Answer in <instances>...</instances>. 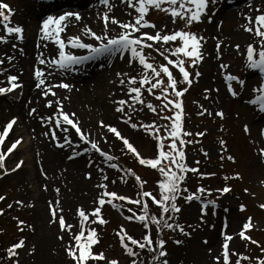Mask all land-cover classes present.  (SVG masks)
<instances>
[{
    "label": "rangeland",
    "instance_id": "rangeland-1",
    "mask_svg": "<svg viewBox=\"0 0 264 264\" xmlns=\"http://www.w3.org/2000/svg\"><path fill=\"white\" fill-rule=\"evenodd\" d=\"M25 1L32 2L31 5H33L35 9L34 12H36V5H38L37 0H0V3H7L12 10L10 26L19 25V19L21 21L23 20L22 23L30 22L29 18L24 19L21 13L17 12L21 2ZM76 1L77 0H75L74 3H76ZM85 1L89 2V0ZM90 2L86 3V6L93 8V2ZM78 4H81V2L79 1ZM104 7L106 6L104 5ZM126 7L128 8L127 5ZM126 7L120 6L117 8L118 10H113L112 16L114 15L121 21L131 20L132 16H129L128 13L131 12L135 15V9H127ZM257 7L264 11V0H219L215 7L211 9V20L209 21L208 18H204L203 22L194 24L192 27L193 31L205 37L202 47L204 59L197 65V69L200 71L201 76L194 79L189 91L182 97L184 129L193 134L185 137L186 140H191L193 143L186 144L184 150L186 152V163L189 167L199 169V173H212L214 175H200L199 173L192 172H188L186 175L189 177L187 180V186H189L186 189L187 195H189V193H196L201 195L202 199H193L191 202L183 200L178 202L181 210L178 214H175V220H169V222H178L183 225L185 231L191 232V236H185L180 233L179 230L172 231L168 229H165L161 234L162 238L167 242L166 248L169 253L168 259L170 264H216L214 258L217 255H221L222 243L226 235L233 236V239L229 242L230 250L253 258H264V253L261 252V248L264 247V209L260 207L261 204H264V156H262L259 151L261 148H264V134H262V130H264V112H260L258 106H252L247 103L249 98H254L255 96L253 86L259 85L261 81L258 70H247L245 66L247 44L259 38L244 31L242 27L246 23L247 15H252L254 17L257 14L254 11ZM64 9L78 12L75 7H64ZM4 11L8 14V10ZM60 11L61 9H57L51 13H56L53 14V16H58L57 13ZM104 13L103 11L100 13L99 17H96V20L103 29L104 23L102 17ZM46 14H41L39 17L37 16L39 20L38 18L36 19L40 21ZM147 18L155 22L158 28L166 25V30L178 29L181 25L179 20L177 24L173 25L169 14L155 9H150ZM37 20L35 23H37ZM116 26L117 25H113L109 22V28H114ZM70 27L71 24L69 22L64 32L66 35L70 32ZM90 28L96 33L103 31L101 28L99 30L95 27ZM82 31H84V28ZM145 31L151 32L152 30L145 29ZM0 34L7 35L4 32L3 24H0ZM24 34L25 29L23 35ZM39 34L40 31H38V35ZM113 35L114 34H111V36ZM42 36L43 35H41V37ZM84 36L90 38L89 42H91L92 39L89 35L85 34ZM21 42L22 41L15 39L14 35L8 36L7 43L0 42V50L4 49L6 52L10 49L12 53L13 51H17L18 53L22 44ZM98 43L100 42L97 41L96 44ZM218 44L220 45L219 49H217ZM237 44L240 45L239 50L235 47ZM34 45L35 43L33 44V57L37 61V67L45 70L46 67L39 64V58L43 51H41V48H36ZM145 51H150L151 56L155 57L157 63H166L155 49H146ZM43 55L48 58L46 53H43ZM129 58L130 53H124L123 56L119 53L104 54L92 61L91 64L89 62L87 66L90 70H98L101 72H104V66L108 67V70L111 68L109 74L108 71L104 72L106 73V79L110 78L108 84L111 86L119 83V80L122 78L117 76L118 72H127L129 75L139 77V74L142 72V66H140L137 61H133L130 65ZM48 59L51 58L49 57ZM221 64L228 65L229 67L227 69H222L220 67ZM99 65L100 67H98ZM45 66H47V64H45ZM13 68L14 66L10 65L9 61L0 64V86H8L6 82L8 75H17L11 70ZM35 69L36 66H32L29 69L32 76L34 75ZM189 70L194 71L191 68ZM227 73L237 75L246 81V87L238 89L242 93L241 96L234 98L229 93L227 82L224 79ZM20 79L19 77L18 82L21 85L23 84L22 88H24L25 82L20 81ZM125 87L127 86L125 85ZM234 87H237L235 82ZM30 88L34 91L36 86L31 85ZM146 88L147 86L142 89L145 105L137 104L135 106V111L129 109H126V111L131 115L132 121L138 125L150 124L154 120L157 121L158 124L166 123V121L160 119V116L167 115V112L160 113V116H158L146 107L148 102L157 106L160 103L156 100L154 95L147 93ZM206 89H209L210 92L206 93ZM53 91L57 93V90ZM154 91L159 95L158 90ZM7 94L11 96L14 93ZM49 95L51 99L54 97L51 94ZM4 98L3 95H0V132H2L3 128L13 117H17L14 116V113L9 111V108L13 107L14 104ZM127 98L126 96L107 98L108 104L110 105L108 106L113 116L109 122L104 120L98 112L94 114L90 113L91 107H88V110L84 108L86 114L82 120H80L82 131L90 133L92 139L100 142V146L103 150L108 151L110 155L115 157L111 163H118L117 161H119V159L117 158L131 160V154L124 146L122 140L117 138L115 134L110 133L107 128L100 125L101 120L105 124L116 126L118 130L121 131L122 135L127 137L129 141L137 147L143 157L152 158L158 152L156 141L151 133L145 132L142 127L133 129L129 123H125L120 119L121 113L115 111L116 105L113 101ZM46 102L43 101L42 106L38 110V114L33 113L31 115H34L37 126L41 129V133H38L39 139L44 140V138H46L47 141L51 142V146L54 145L53 147L60 148L57 146L56 141L50 138V135L46 136L44 133L55 131L57 137L63 138L69 134L74 136L73 131L75 130L69 126L67 128L71 131L65 133L62 132L60 128H56L54 123L50 124L47 119L41 120V117L47 118L52 116L53 121L56 118L53 115L57 112L56 105L54 104L52 107H46ZM201 106L207 108L213 115L210 116L207 113L203 116L199 115V113L203 111ZM221 110L224 112L223 118L215 115L216 112ZM26 112L27 110L25 113ZM27 113L31 116L29 114L30 111ZM245 124L249 127L248 132L244 130ZM18 126L19 129L27 130V126L23 128L20 125H16L17 128L12 129H18ZM66 126L68 125H63V127ZM12 129H10L9 132ZM27 131H29L28 137L25 139L24 136H21L23 138L21 144L18 145L12 153L6 156L5 169L15 168L16 164L24 158L23 156H25V154L22 150V152L20 151L13 156L19 146L23 145L25 141L31 140L34 142V135L36 134L33 128H29ZM199 132H204L205 134L203 136L196 135V133ZM158 134L165 135L163 132ZM17 138H20V136H18L16 132L12 136H10L9 133L8 137L5 138L4 144L0 145V150L6 151ZM221 140L225 141L224 145L220 143ZM83 146L84 145H81V149ZM205 153H207V155H205ZM229 155L233 156L235 159H227ZM81 156H84V164L76 174H72V176L77 177V181H81V184L75 186V182L71 180L58 184L60 186V193L56 198L60 200V203L65 199L71 201L72 212L68 217L65 216L64 212L63 215L68 223L74 225V232L79 224L77 209L83 207L90 212L97 206L96 198L101 191V189L97 187L98 184L108 183V190H118L119 194H127L130 197V200L124 201L127 203H131V200L138 199L137 193L141 192L140 186L134 183L136 181L134 176H132L134 182L129 181L124 177V173H121L123 172L122 170H118L117 168L112 169L107 163H102L103 158L99 157V154L94 153L90 146L87 153L81 150ZM221 157L224 158L221 159ZM75 160L76 158L72 159V161ZM93 161L95 165L104 168V175H107L108 181L103 180V176L99 173L96 166H89ZM197 161L199 163H197ZM254 162H256L258 169L253 166ZM34 164H36V170L42 180V178L46 177V171L40 167L41 160H35ZM122 165L125 173L131 175L127 173L126 170L135 167V163L127 161L126 164L124 163ZM25 167L26 165L23 162L19 169L14 172L8 171L7 174H4V169H0V195L5 196V199L0 201V208L4 209V213L0 215V264H13V260L9 259L6 255V249L13 243L18 242L21 237L26 238V247L20 250V264H73L72 259L67 255L65 250L67 242L70 240L69 233L67 231L63 233L64 240L58 239L60 235L59 225L58 223H53L52 226H54L57 232L53 235L51 242L47 241L44 235L37 230L36 224L32 220V213L36 208V204L34 203L35 200L33 198L30 199V197L28 198V196L27 198H22V196L27 193V188H31V184H29L28 180H22V177L19 176L20 172H23ZM26 168L29 170V165ZM132 171L140 176L141 180L147 181L149 187L144 185V189L148 188V190L153 191L154 194L158 193L159 189L156 183L158 180L157 174L145 172L144 168H135ZM88 172L92 173L91 179H88L86 176ZM237 173H239V178L236 176ZM121 177H123V180ZM112 181H115V183L113 184ZM193 182H195L194 186L190 188V184ZM225 186L231 189L228 193L216 191ZM200 187L209 189L210 192L206 191L200 194L197 192V189ZM182 188H186L184 183ZM32 189L43 192L45 190V185H42L41 181L37 186L33 185ZM245 189H247V192ZM72 196L75 198L73 199L74 201L71 200ZM54 198V194L44 197L43 205L47 208L48 212H50L49 201L56 200ZM157 198L159 197L157 196ZM147 200L149 201L152 214H157L159 208L153 206L154 204L151 202V198H147ZM208 200H215L216 203L214 205H209L205 209L204 204ZM16 201H22L23 203L17 204ZM9 204H12V208H8ZM241 205L245 206L243 210H241ZM139 206L134 204L132 207L137 209ZM111 209L113 210L111 211ZM202 209L206 213L203 223L201 222ZM129 215L130 213L127 210L120 207L113 208L106 204L102 208V216L108 223L100 225L97 221L96 225H92V227H96L99 233V242L93 247L94 252L97 253L102 251L108 258L117 259L119 264H131L132 259H130L127 254L123 253L124 251L118 244L115 245V241H117V243H120V241L116 240L117 238L114 239L113 232H119L120 227L124 226L125 230L128 231L133 238L140 239L147 230L143 229L141 223L135 219L129 221L127 219ZM248 217L252 218L254 227L246 230L245 235H250L252 239L258 241L259 246L238 237L240 236L238 233L242 231L244 223L248 222ZM16 218L33 225L35 231L28 228H25L23 232L19 231ZM234 235L239 239H235ZM215 239L217 240L216 242H214ZM175 240H181L183 243L177 245L174 243ZM204 241H207V243H204ZM33 244L36 246V251L34 254H29ZM210 249L211 253L209 252ZM236 258V256L231 257L233 264ZM136 259H138L139 264H153L152 254L148 249L141 250L139 257H136ZM88 264H104V262L89 261ZM242 264H248V261L244 260ZM253 264H255V261Z\"/></svg>",
    "mask_w": 264,
    "mask_h": 264
},
{
    "label": "snow or ice",
    "instance_id": "snow-or-ice-1",
    "mask_svg": "<svg viewBox=\"0 0 264 264\" xmlns=\"http://www.w3.org/2000/svg\"><path fill=\"white\" fill-rule=\"evenodd\" d=\"M128 8L135 9V15L131 12L128 13L132 16L129 21H121L114 15L110 16L109 13L112 10L111 0H100L102 5L108 6V11L103 14L104 29L102 34H97L90 27H85L84 33L92 37L95 41H99L98 46H94L93 43H86L82 40L80 35H71L66 38L61 36L68 27V22L71 18H75L77 21L81 19V16L77 12L66 11L61 15L52 16L49 15L43 20V26L41 32L45 39L50 40L58 49V58L48 59L44 57L43 53L39 58L40 65L58 66L59 69L68 70L73 65H78L86 60H91L94 56H100L104 54H116L119 53L123 56L124 53H130L129 64L133 61H137L142 66V72L138 76L129 75L127 72H118L117 76L122 77L119 80L120 85L127 86V99H119L113 101L116 105L115 111L121 113L120 119L125 123H129L133 129L142 127L145 132L151 133L156 141L158 152L152 158H145L137 147L129 141L127 137L122 135L121 131L116 126L111 124H105L102 120L100 125L108 129L110 133L115 134L117 138L123 141L126 149L134 154L139 164L149 166L152 169L157 170L159 178L156 181L158 184V193L154 194L153 191L144 190L138 192V199L131 200L132 204L141 206V214L129 215L127 219L132 221L135 219L140 222L143 229L147 232L142 235V238L136 239L125 230L124 226L120 227L117 235L119 236L121 246L123 250L130 257H139V252L135 251L136 248L140 250L148 249L152 254L153 264H170L168 259L169 253L166 248V240L162 238V233L165 229L176 231L179 230L185 236H191V232L185 231V227L178 222L172 223L169 220H175V214L180 212V207L177 203L178 197L182 191L186 189L182 188L183 183L186 181V175L188 172L199 173V169L195 167H189L186 163V152L184 146L186 144L193 143L191 140H186L185 137L193 135L184 129V109L183 99L185 93H187L193 84L194 79L201 76L200 71L197 69V65L203 61L204 54L202 51L203 41L205 37L196 31L192 30L194 24L203 22L204 18L211 20V9L219 2V0H121ZM150 9L159 10L166 14H169L173 25L177 24V21L181 22L178 29L166 30L167 26L157 27L156 23L148 19ZM4 10H8V14ZM257 14L246 16V23L242 26L244 31L258 37V40H254L248 43L246 46V69L258 70L260 77L259 85L253 86L254 98H249L247 103L252 106H258L260 112H264V11L259 7L254 10ZM12 10L7 3H0V24H3L4 32L7 35L0 34V42L7 43L8 36L14 35L16 39H24V28L21 25L10 26ZM109 22L113 25H117L121 31L116 35L109 36ZM145 29H151L152 31H145ZM46 46V45H45ZM71 49H87L88 55H75L67 48ZM220 45H217L219 49ZM237 50L240 49V45H235ZM155 49L159 53L166 63L155 61V57L151 56L150 51L145 50ZM174 57V58H170ZM13 57L9 56L8 60L11 61ZM151 61V62H150ZM4 61L0 60V64ZM222 69H227L229 66L221 64ZM194 71H190L189 69ZM178 70V71H177ZM51 75V72L48 73ZM34 76L38 83L37 88L45 86L47 90L42 91V95L47 97L50 93L52 96H56L54 88L60 87L71 91L72 85L61 81L56 85H46L45 70L42 68H36ZM227 82V89L232 97L236 98L242 95L238 90L246 87V81L237 75L227 73L224 77ZM19 77L17 75H8V86H0V94L12 93L14 90L22 87L18 82ZM234 82L237 87H234ZM138 85V86H137ZM147 86L146 91L148 94L154 95L156 100L159 101V105H154L151 102L146 104V107L153 113L160 116V113L167 112V115L160 116V119L166 121L164 124H158L157 121H153L150 124H140L132 121L131 115H129L126 109L135 111V106L145 105V99L143 98L142 89ZM159 91V95L156 91ZM205 92H210L206 89ZM207 98V97H206ZM67 99V97H66ZM55 103L57 112L53 115L56 117L53 121L52 116L47 118L41 117V120L47 119L51 124L54 123L56 128H60L63 132H69L67 127L63 125H69L75 130L77 139L74 141L71 135L64 136L63 138L57 137L55 131L45 132L44 135L49 136L55 140L57 146L60 148H69L70 155L68 159L72 160L81 155V145H84L82 151L87 153L89 146L94 153L99 154V157L103 158L102 163H107L110 168H118L117 163H111L115 157L109 154L101 148L100 142L91 138L90 133L82 131L81 122L76 117L75 112L64 111V105L62 100L57 99L47 100L46 107H52ZM203 108V106H201ZM37 109L32 108L30 115L36 113ZM209 112L207 108H203V111L199 115L203 116ZM216 116L224 117V112L221 110L215 113ZM62 118V119H61ZM18 118L13 117L6 126L0 132V145L4 144L5 138L9 135V130L17 123ZM245 132L249 131L247 124L244 125ZM163 132L165 135L158 133ZM204 132L196 133L198 136H203ZM264 134V130H262ZM22 137L17 138L6 151L0 150V169H4L7 174L8 171H16L19 169L23 161H19L15 168L5 169V158L9 153H12L14 149L22 142ZM62 139V142H61ZM222 145L225 141L221 140ZM260 154L264 156V148H261ZM207 155V153H205ZM224 157H221L223 159ZM229 160L235 158L231 155L227 157ZM197 163H199L197 161ZM91 166H96L99 173L103 176L104 181H108L107 175H104V168L99 165H95V162H91ZM127 173L135 177V180L140 183L141 188L147 183V181L141 180V177L136 175L131 169L126 170ZM200 175H214L212 173H199ZM88 179H91L92 173L86 174ZM239 178V173L236 174ZM123 180V177H121ZM227 179V177H226ZM114 184L115 181H112ZM101 189L98 197L96 198L97 206L90 212L83 207L77 209L79 224L74 232V225L66 221L63 215L64 209L60 207V200L49 201L50 219L49 224L58 223L60 229V235L58 239L64 240L63 233L67 231L70 235V240L66 245V253L72 259L73 264H88L89 261H103L104 264H119L117 259H110L104 252H94L93 247L99 242V233L97 232V221L100 225L108 223L102 216V208L107 204L113 208L117 207L116 201H128L130 197L127 194H119L118 190H108V183H100L97 185ZM47 189V186H45ZM231 189L228 186L216 191L222 193H228ZM209 191L204 187L197 189V192L203 194ZM247 192V189H245ZM57 195L60 193V188H55ZM157 196L159 198H157ZM145 198H151V202L155 205H159L157 214H152L150 211L149 201ZM5 196L0 195V201H3ZM186 202H191L193 199L201 200L202 196L196 193L184 196ZM17 204H22V201H16ZM215 200H208L204 204L206 209L209 205H214ZM244 205H241V210L244 209ZM260 207L264 209V204ZM8 208H12V204L8 205ZM132 212V209H128ZM4 213V209L0 208V215ZM206 213L202 209L201 222H204V215ZM91 217V219H90ZM17 219V227L19 231L23 232L25 228L35 231L33 225L28 224L26 221ZM154 226V227H153ZM254 227L252 224V218L248 217V222L244 223L242 231L239 233L242 239L250 241L252 244H257L258 241L252 239L250 235H245V231ZM233 239L232 235H226L222 243L221 255L215 256L216 264H233L232 256H236L234 264H242V261L247 260L248 264H264V258L262 257H250L242 253H236L234 250H230L229 242ZM74 242V243H73ZM177 245L182 244L183 241L175 240ZM207 243V241H204ZM259 246V245H258ZM26 247V238L21 237L18 242L13 243L6 249V255L9 259L13 260V264H20L19 256L20 250ZM36 246L33 244L29 254H34ZM211 253V249L209 250ZM261 252L264 253V247L261 248ZM131 264H139L138 259H132Z\"/></svg>",
    "mask_w": 264,
    "mask_h": 264
},
{
    "label": "bare ground",
    "instance_id": "bare-ground-1",
    "mask_svg": "<svg viewBox=\"0 0 264 264\" xmlns=\"http://www.w3.org/2000/svg\"><path fill=\"white\" fill-rule=\"evenodd\" d=\"M90 1L93 2V8H89L86 6V3H89ZM80 2L81 4H78V2L74 3L70 1H65L57 4H50V6L47 7L44 12L47 11V13H49V11H51L50 9H56V6H58L59 4L60 6L77 8V13L80 14L81 19L77 21L75 18H72L69 21L71 24V31L67 35H80L82 40H85L87 41V43H90V38L88 39L86 36L83 35L84 32H82V29H85V27H95L98 28V30L100 28L102 30L103 27L96 20V17H99L101 12L108 11V6L104 7V5L100 3V0H89V2H86L85 0H80ZM111 4L113 7L111 12L109 13L110 16H112L113 10L115 11V9L119 8L120 6L125 7V4L122 3L121 0H111ZM17 12H20L21 16L24 19L29 18L30 20L29 23H22L23 20L21 21L19 19V25L23 26L25 29L24 39L21 42L22 44L18 53L17 51H13L12 53L10 49H8L6 52L4 49L0 50V60H3L4 63H6L9 61V56L13 57V59L9 61V64L14 66V68L11 70L14 71V73L21 78L20 81L25 82V86L19 91H15V93L11 96L8 94L0 95H3V98L5 97V100L10 101L14 104L13 107L9 108V111L11 113H14V116L18 117L16 125H20L23 128L27 126V130H29V128H33L34 133L36 134L34 135V142L31 140L25 141L23 145L19 146L18 150L15 151L13 156L18 154L21 150L25 154L22 160L26 167L29 165L30 169L28 170V168L25 167L23 169L24 171L20 172L19 176L22 177V180H28L29 184H31V188H27V193L22 196V198H27L28 196V198L30 197V199L33 198L35 200L34 203L36 204V208L32 213V220L35 222L37 230L44 235L47 241L51 242L53 235L57 231L55 230L54 226H52L53 224H49L48 222L50 219V212H48L47 208L43 205L44 197L52 196V194H54V199H56L58 196L55 192V188H59L60 186L58 184L62 182L64 183L68 180H71L72 182H75V186H77V184H81V181H77V177L72 176V174H76L79 169L83 166L84 156L80 155L76 158L75 161H72L68 159V156L70 155L71 151L69 148H55L53 147L54 145L51 146V142L47 141L46 138L43 137L44 140L39 139L38 133H41V129L37 126V121L35 120L34 115L29 116L27 112L30 111L32 108H35L37 109V111L34 114H38V110L42 106L43 101H55L57 99H60L63 102L64 111L69 113L75 112L76 117L79 120H82V118L86 114V110H88V107H91L90 113L94 114L95 112H98L101 117L104 118V120L109 122L111 121L113 116L111 114L112 111H110V105L108 104L107 98L117 96H126L127 98V87H125V85H120V83H117L115 85L113 84L111 86L108 84L110 78L106 79V73H104L105 71H108V74L110 73L109 71L111 70V68L110 70H108V67H104V72L98 70H90L89 72H86V70L81 69L76 73H70L67 70H58V66H51L49 71L45 73L46 85H56L63 81L72 85L71 91L56 87L53 89L57 90L56 96L51 99L50 95L47 97H44L42 95V91L47 90L45 86H41V88L36 87L34 91L31 90L30 86H36V84L38 83V81L32 76V74H30L29 71L30 67L32 66H36V68H38L37 61L33 57V44L35 43L36 47L39 46V48H41V51H43L42 53H46V55H48V58H58V49L53 42L48 39H45L44 37L42 38L41 33L38 36V32L36 30L37 23H35L37 19L34 18L35 14H32V5L30 3L22 2ZM119 32L120 29L116 26L114 28H109L108 34L116 35ZM97 33L98 35L102 34V32ZM65 35L66 34H64V38L67 37V35L66 37ZM92 43L95 45L96 41L93 40ZM67 51H70L72 53L76 52L70 47L67 48ZM80 64L76 66H79ZM44 67L46 66L44 65ZM47 68H49V65H47ZM49 72H51V75L48 74ZM21 90L22 92L19 93ZM54 104L55 103H53V105ZM84 108L87 109L84 110ZM26 110L27 112L25 113ZM16 125L13 128H17ZM27 130L19 129L18 126V129H12L9 133L10 136H12L16 132L18 136H24L26 139L29 135V131ZM73 133L74 136L71 135V138L75 141L77 134L75 133V131H73ZM79 149L78 151L82 150ZM35 160H41L40 167L45 169L46 171V177L42 178V180L40 179L39 173L36 170L37 166L36 164H34ZM253 166L258 169L256 162L253 163ZM41 181L42 185L47 186V189L44 190L45 192H41L37 189H32L33 185L37 186V184H39ZM71 198V200L75 199L73 198V196ZM71 205L72 203L68 199L63 200L60 203V207L64 209L66 217H68L72 212ZM238 237L234 235L235 239H239ZM216 241L217 240L215 239L214 242Z\"/></svg>",
    "mask_w": 264,
    "mask_h": 264
}]
</instances>
